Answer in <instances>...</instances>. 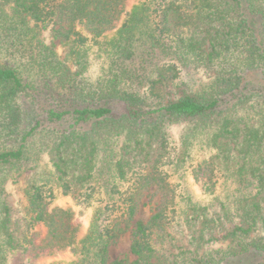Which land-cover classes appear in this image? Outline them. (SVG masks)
Returning <instances> with one entry per match:
<instances>
[{
    "label": "trees",
    "instance_id": "obj_1",
    "mask_svg": "<svg viewBox=\"0 0 264 264\" xmlns=\"http://www.w3.org/2000/svg\"><path fill=\"white\" fill-rule=\"evenodd\" d=\"M28 53L66 96L50 84L23 131ZM263 68L264 0H0V264H107L127 231L135 258L112 264H264ZM41 131L53 170L13 221L7 186Z\"/></svg>",
    "mask_w": 264,
    "mask_h": 264
},
{
    "label": "rangeland",
    "instance_id": "obj_2",
    "mask_svg": "<svg viewBox=\"0 0 264 264\" xmlns=\"http://www.w3.org/2000/svg\"><path fill=\"white\" fill-rule=\"evenodd\" d=\"M149 48L147 45L142 44L141 40H137L134 43V54L137 62L139 63L140 59L143 58V55L148 54L149 51H147ZM58 50L62 57L65 56V51L61 47H58ZM29 57V53L26 56L25 60H21V63L23 61L25 62L26 66V76L27 80L31 82V88L28 90V93H25V96L21 97L22 105L24 107L23 111V117H24V123H23V131H27L31 125V120H35L37 118H40L43 114V110L46 108H49L50 106L56 105L55 102H53L52 95L49 93L50 84L52 85L53 91L54 89H57V92L55 95L59 94L60 87L59 83L51 79L52 76L44 75L43 71L40 70L38 66L32 63H37V61L33 62L32 58ZM121 61V59H120ZM124 66L126 67H134L135 62H132L127 59H123L121 61ZM136 62V63H137ZM213 75V72L211 70H208L206 68H197L193 69L188 74L189 84L194 85L197 87V85H201L204 82H207ZM255 75V77H254ZM250 72V76L254 77L258 81H264V68L259 70L258 75L254 72ZM146 82L144 86L142 87L145 89L147 87ZM140 89V87H139ZM52 90V89H51ZM61 96H66L65 90L60 91ZM52 94V93H51ZM63 104V102H62ZM119 110L123 112L125 110L124 103L118 104ZM179 133V131H176ZM181 133V132H180ZM180 133L178 135H180ZM44 132L41 131L40 133L33 134L27 141L26 148H27V156L29 160L30 167L24 171V173L19 177L17 183L10 182V184L7 186V199L11 206L12 210V219L13 221L16 220V218L19 216V193H22V191L25 190V188H28L29 185H32L33 183L39 182L41 179L46 177L50 172H52V162L50 160V156L48 155L46 148H45V140L46 138L43 136ZM149 198H144V202H147ZM159 196H156L154 201L158 200ZM65 204H69L68 201H65ZM152 204L151 203H145L141 206V209L137 215L138 219L142 220H148L150 215L152 214ZM89 213L84 215L82 220L83 224H86L88 222ZM188 231H186L185 234H176V236L169 237V242L175 245L176 248L183 247L182 245H185L188 241ZM169 243V244H170ZM168 245V244H167ZM131 235L130 231H127L122 237L118 239V241L114 244H112L109 248V259L107 264H112L116 260L121 259H129L132 260L135 258V256L131 253ZM71 255V253L67 250L64 251V253L61 254V256H47L43 259H41L42 264H50L51 262L55 260H59L61 258H68Z\"/></svg>",
    "mask_w": 264,
    "mask_h": 264
}]
</instances>
